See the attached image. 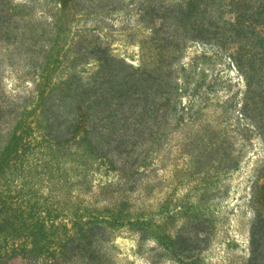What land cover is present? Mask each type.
<instances>
[{
  "label": "trees",
  "instance_id": "obj_1",
  "mask_svg": "<svg viewBox=\"0 0 264 264\" xmlns=\"http://www.w3.org/2000/svg\"><path fill=\"white\" fill-rule=\"evenodd\" d=\"M213 43L237 80L208 74ZM248 132L252 215L228 264H264V0H0V264H135L122 232L205 264Z\"/></svg>",
  "mask_w": 264,
  "mask_h": 264
},
{
  "label": "rangeland",
  "instance_id": "obj_2",
  "mask_svg": "<svg viewBox=\"0 0 264 264\" xmlns=\"http://www.w3.org/2000/svg\"><path fill=\"white\" fill-rule=\"evenodd\" d=\"M220 43L208 44L198 47L204 50L205 57L203 66L208 69V74L216 77L218 82H225L231 78L237 80L239 74L235 71L228 56V51ZM115 52L121 54L126 50L119 40H113ZM127 51L132 53L134 47L127 46ZM234 91V90H233ZM222 132V129H219ZM253 142L241 150L240 145L234 144L235 151H240L239 169L224 176V182L219 192L216 193L218 199L215 200V209H218V222L215 226L211 243L201 253V258L205 264H228L227 259L234 260L241 256L247 248V225L251 218L250 194L251 185L254 178L255 159L260 140L248 132ZM218 187V186H217ZM216 209V211H217ZM226 239H230L227 242ZM226 241L222 244V241ZM115 252L123 257V261L131 260L135 264H145L147 256L152 257L156 264H180L174 258H167L168 254H161L160 251H151L152 246H156L151 240L139 241L137 237L127 232H122L115 240Z\"/></svg>",
  "mask_w": 264,
  "mask_h": 264
}]
</instances>
